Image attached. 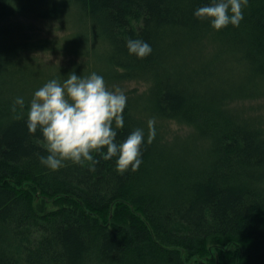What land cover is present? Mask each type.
Segmentation results:
<instances>
[{
  "label": "trees",
  "instance_id": "1",
  "mask_svg": "<svg viewBox=\"0 0 264 264\" xmlns=\"http://www.w3.org/2000/svg\"><path fill=\"white\" fill-rule=\"evenodd\" d=\"M209 3L0 0V264H206L209 242L228 249L225 264H264V117L233 107L264 98V0H248L239 26L221 30L194 16ZM17 18L57 20L66 34L36 37ZM129 39L151 53L130 55ZM70 73L124 92L116 142L144 130L137 171L120 174L115 157L98 154L95 170L41 165L30 100ZM131 81L149 86L125 92ZM17 98L24 107L13 111ZM164 122L193 133L168 140Z\"/></svg>",
  "mask_w": 264,
  "mask_h": 264
},
{
  "label": "clouds",
  "instance_id": "2",
  "mask_svg": "<svg viewBox=\"0 0 264 264\" xmlns=\"http://www.w3.org/2000/svg\"><path fill=\"white\" fill-rule=\"evenodd\" d=\"M248 0H210L194 12L201 21H209L213 30H221L228 25L239 26L243 19V8ZM127 50L137 58L147 57L151 46L139 39L127 41ZM127 97L120 88L109 90L102 76L92 73L87 77L70 73L61 83L53 79L34 92L27 115V130L42 134L46 156L40 157L41 165L50 170L66 166L89 165L90 170L99 160H115V170L123 174L131 169H139L141 146L145 143L143 129L137 128L122 142H116L117 129L124 126L123 111ZM24 107L23 98L13 104ZM147 144L155 138V120L147 122ZM106 150V151H105Z\"/></svg>",
  "mask_w": 264,
  "mask_h": 264
},
{
  "label": "rangeland",
  "instance_id": "3",
  "mask_svg": "<svg viewBox=\"0 0 264 264\" xmlns=\"http://www.w3.org/2000/svg\"><path fill=\"white\" fill-rule=\"evenodd\" d=\"M16 21L20 22L27 29L31 28V34L36 37L54 38L61 37L66 34V30L63 28L64 24L57 20L17 18ZM37 57L44 63L60 66L67 65L70 62V58L57 55H37ZM148 86L149 84L141 81H131L123 85L125 92L136 91L137 93L146 91ZM233 107H238L240 110H243L250 115L264 117V98L238 102L237 104L233 105ZM163 127L168 134L166 137L168 140H170L173 136H177L180 139H185L193 133L191 127L179 125L176 122H164ZM47 206L50 208L53 207L51 206V203H48ZM227 251L228 249L225 247H220L215 250L209 242L206 248V254L201 260L206 264L212 263V259H214L217 264H225Z\"/></svg>",
  "mask_w": 264,
  "mask_h": 264
}]
</instances>
